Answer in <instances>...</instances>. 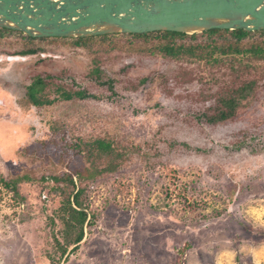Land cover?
I'll return each instance as SVG.
<instances>
[{"label": "rangeland", "instance_id": "obj_1", "mask_svg": "<svg viewBox=\"0 0 264 264\" xmlns=\"http://www.w3.org/2000/svg\"><path fill=\"white\" fill-rule=\"evenodd\" d=\"M75 38L0 28V57L40 50L0 61V264H61L65 195L53 176L67 173L91 224L62 264H264V57L246 50L260 35L217 60L166 54L153 35ZM36 75L48 90L33 106ZM243 86L233 114L211 122ZM98 138L122 154L115 170L93 173L111 158L92 152Z\"/></svg>", "mask_w": 264, "mask_h": 264}, {"label": "water", "instance_id": "obj_2", "mask_svg": "<svg viewBox=\"0 0 264 264\" xmlns=\"http://www.w3.org/2000/svg\"><path fill=\"white\" fill-rule=\"evenodd\" d=\"M0 27L31 37L76 38L214 28L258 31L264 30V0H0ZM85 238L66 251L61 264Z\"/></svg>", "mask_w": 264, "mask_h": 264}, {"label": "trees", "instance_id": "obj_3", "mask_svg": "<svg viewBox=\"0 0 264 264\" xmlns=\"http://www.w3.org/2000/svg\"><path fill=\"white\" fill-rule=\"evenodd\" d=\"M225 31L230 32L231 39L219 42L213 40V35H221ZM202 34H205L207 36V40L204 42H199L197 44H189V45H183L181 43L177 42L178 38L187 36L186 33L183 32H177V31H155V32H149V33H141V34H133L135 36L140 37H150L154 36L155 38L163 39V44L161 45L160 49L169 55L177 56L182 51L190 52L192 55H197L198 57L205 58L206 60H217L216 54L219 52H239L241 51V46H243V39L247 37H251L253 35L259 34L260 39L252 41L247 45L246 50L253 52L255 55L264 57V30H258V31H247L244 29H235V30H229V29H219L214 28L207 31H204ZM106 35H100L102 37H106ZM192 37H195L196 34H192ZM93 38L92 37H79L75 38L77 42H82L84 40ZM28 51H23L22 53H26ZM36 88V90L34 89ZM41 88V87H40ZM40 89L38 86L33 85L30 86L28 95L32 102L35 104H41L42 100L37 97L38 91ZM247 87L243 86L241 87L240 91H237L239 94V97L236 95H229L228 97H225L221 100V103L223 106L226 107V109H222L218 116L211 117L209 120L211 122H214L216 120H224L231 116L234 112L235 107L239 103V98L244 97L246 94ZM86 94L84 93L83 96ZM90 147H94L92 152H97L98 154H104L111 156L110 160L107 162V164L103 167V169L96 168V172L93 173H100L102 171H112L115 170L117 166V162L114 161V159H118L122 157V154L118 153V151L115 150L112 143L109 140L106 139H94L90 144ZM92 174V173H91ZM76 175L78 176V180L81 181L83 177V173L78 169ZM94 175V174H92ZM73 174L67 173L65 176H53L54 180L57 182H62V192L64 193V198L62 201V220L65 225L64 230V242L60 243L57 241L58 247L61 249L62 253L61 255H64L68 249V246L71 244L78 243L81 241L84 237V225L86 220L88 219V216L90 215V211L88 207H86L81 199V196H83L84 188L78 187L75 180H74ZM6 186L11 187L15 193H17V181L11 180V182H6ZM91 218V217H90ZM89 224H91V221L89 220ZM78 248V245L75 246L72 249V252H74Z\"/></svg>", "mask_w": 264, "mask_h": 264}, {"label": "flooded vegetation", "instance_id": "obj_4", "mask_svg": "<svg viewBox=\"0 0 264 264\" xmlns=\"http://www.w3.org/2000/svg\"><path fill=\"white\" fill-rule=\"evenodd\" d=\"M0 28H1V29L11 30V29H9V28H5V27H0ZM13 30H14V29H13ZM17 31H18V30H17ZM22 33H23V32H22ZM96 36H97V35H96ZM29 37H30V38H46V37H31V36H29ZM52 37H59V36H52ZM62 38H69V37H62ZM70 38H75V37H70ZM78 38H79V37H78ZM23 51H28V52H26V53L24 54V53H22ZM39 51H40V50H38L37 48L29 47V48H26V49L22 50L20 53H16V55L6 56V57H5V56L0 57V59L2 58L0 61H2V60H8L7 58H10V57H17V56L24 57V59H25L26 56L37 54ZM13 60H14V59H13ZM16 60H19V59H16ZM8 61H12V60H8ZM108 82H110V83H108V84L110 85L109 87H112V83H113V82L111 83V80H108ZM103 83H104V82H103ZM33 85L38 86V88L40 89V90L38 91L37 97H38L39 99L42 100L41 104H43V103H44V99L42 98V94H43V92H46V91L48 90V89H47V85H46V81H45V79H44L41 75H36V76L34 77V79L32 80V82H31L29 85H27L26 93H27V98H28V100H29V104L35 106V105H39V104H35L34 102H32L31 99H30V97H29V95H28L29 88H30V86H33ZM40 87H41V88H40ZM34 89L36 90L35 87H34ZM56 91H58V92H59V95L64 96L66 99H70V98H72V97L74 96L73 94L66 93V92L63 91L61 88H56ZM84 93L86 94L85 96H83ZM76 94H77V96H79L80 98H87V97L90 96L88 93H86V92L83 91V90H79V91H77ZM46 100L48 101V103H52V102H53L52 99H46Z\"/></svg>", "mask_w": 264, "mask_h": 264}]
</instances>
